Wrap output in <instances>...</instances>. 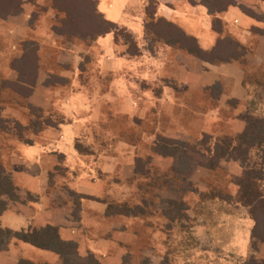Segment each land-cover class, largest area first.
I'll return each mask as SVG.
<instances>
[{"label": "rangeland", "instance_id": "obj_1", "mask_svg": "<svg viewBox=\"0 0 264 264\" xmlns=\"http://www.w3.org/2000/svg\"><path fill=\"white\" fill-rule=\"evenodd\" d=\"M187 1L213 12L219 3L228 2ZM99 4L98 0H22L14 14L0 18V108L9 117L6 129L0 127V154L10 153L14 141H24L19 136L45 141L39 131L48 125L46 121L58 129L60 139L59 124L67 121L64 133L73 140L70 150L76 160L59 148L52 153L54 166L48 167L44 194L51 196V206L67 207L70 229L75 237L80 235L79 253L92 252L100 264L105 256L98 253L99 239L104 237L112 245L108 255L123 252L121 264L263 261L262 240L251 237L242 251V239L235 242L231 233L244 229L242 218L247 215L233 198L238 189L233 178H239L244 167H260L264 142L249 148L244 167L232 158H221V165L213 170L194 167L188 177L192 190L182 197L185 216L173 221L164 212L172 159L154 154L152 144L157 134L199 146L202 134L210 137L209 144L238 143V122L246 125V115L263 120L259 130L264 132V81L250 82L264 79V69L258 71L260 75L256 68H249L253 75L246 71L247 99L219 102L218 83L204 87L210 80L209 66L241 53L240 45L226 37L227 25L214 19L213 27L222 39L198 54L196 39L179 20L159 13L171 1L124 0L115 22L106 19ZM106 5L113 6V0ZM58 6L71 17L76 14L71 20L80 27L77 35L72 34L71 23L58 22L56 16L64 13ZM40 69L50 86L44 91H51L42 108L27 98ZM32 106L41 122L38 131L33 130L37 124L30 125L35 117ZM137 157L145 163V174L134 172ZM179 166L188 171L186 159ZM257 183L264 193V176ZM73 193L87 197L78 200ZM224 194L232 199H224ZM77 200L81 207L75 205ZM136 206L145 214L130 210ZM125 208L126 213L118 212ZM16 247L6 255L10 264L19 259L36 264L59 260L53 252L22 250L28 258L16 257Z\"/></svg>", "mask_w": 264, "mask_h": 264}, {"label": "crops", "instance_id": "obj_2", "mask_svg": "<svg viewBox=\"0 0 264 264\" xmlns=\"http://www.w3.org/2000/svg\"><path fill=\"white\" fill-rule=\"evenodd\" d=\"M108 1L98 0L101 4H99V10L104 13L106 19L114 21L120 8L124 6V0H113V6H107ZM169 1H171V4L168 6L162 5L159 13L167 19L179 20L180 24L189 35L196 39L199 47L203 50L213 48L222 39L220 32L213 27V20L217 19L222 24L227 25L228 33L226 37L240 45V56L236 58L234 54H231L224 60L210 64L207 76V79L210 80L204 84V87L210 88L213 84L218 83L220 92L216 100H220L219 102H225L229 99H236L237 101L247 99L250 96V87L245 84L246 71L253 75L249 68H256L257 72L264 69V0H231L225 7L214 12L209 11L207 7L199 3H189L186 0ZM160 3L163 4L164 2L161 1ZM102 39L97 41L100 42ZM41 71L42 69L34 78L31 91L27 96L29 103L38 108H42L41 106H43L44 101L46 102L48 94L51 92L44 91L45 88H50V86L45 83L48 78ZM258 75H260L259 72ZM254 77H257L255 72ZM253 81L261 82L264 79L257 77L250 80V82ZM19 82L21 81L19 80ZM42 93H44L43 97L41 96ZM222 105L224 104H221V107ZM68 107L65 108V114ZM1 109L3 108H0V117L3 120L6 118L8 121L9 117L7 114L3 116ZM235 110L237 111V109ZM237 114L238 111L235 115ZM59 125L60 139L56 137L55 131L58 129L53 127L54 125H44L39 132L42 133L45 141L41 142L37 139V136L29 138L28 142L16 140L12 144L13 150L10 153L3 152L0 154L2 174L7 175L12 181L15 187L14 193L18 195V199L14 200L10 199L6 193H0V199L6 203V208L0 213V227L12 231H22L53 225L58 228L62 239L74 240L78 243L77 240L80 235L76 238L73 235L76 232L73 228L70 229L68 224L67 212L70 214V211L67 207L63 208L65 205L51 206L49 202L51 196L44 194L45 185L48 183V167L52 168L54 166L52 153L59 148L58 150L67 155L68 158L76 160L73 156V149L70 150L73 140L64 133L68 123L66 121L65 124L61 123ZM238 126V131L241 130V133L245 128V124L238 122ZM219 164L221 165V163ZM30 196L34 198L32 199ZM79 205L81 207V204ZM245 211L247 215L242 218L244 229L238 230V228L231 233V236L234 235L235 242L242 239V243H239L240 250L248 248L254 225V220L250 217L248 210ZM239 225L242 226L241 223ZM99 242L101 244L98 253L105 256L102 259V264H121L123 252L118 250L117 253L108 255V250L110 251L112 247L110 240H106L104 237L100 238ZM6 243V248L0 249V258H3L4 261L0 264H10L5 258L13 246H17L15 256L26 259L28 257L21 253L22 250L23 252L38 251V253L53 252L16 238H10Z\"/></svg>", "mask_w": 264, "mask_h": 264}, {"label": "trees", "instance_id": "obj_3", "mask_svg": "<svg viewBox=\"0 0 264 264\" xmlns=\"http://www.w3.org/2000/svg\"><path fill=\"white\" fill-rule=\"evenodd\" d=\"M22 0H0V18L4 17L6 14H14L16 9L20 8ZM65 1V0H63ZM228 2L218 4V9L225 7ZM211 2V1H210ZM213 3V2H211ZM60 12H64L63 16L57 15L58 22H65L67 24L71 23L72 34L77 35L79 32V26L71 18H77L76 14L72 12V17L70 12L63 10V8L55 7ZM74 9V8H73ZM63 24V23H62ZM196 42V41H195ZM197 50L202 52V49L198 46ZM22 81V80H20ZM25 82V81H22ZM32 112L34 120L32 119L30 125L37 124L38 127L33 128L34 131L40 130V124L38 115L35 114V108L29 107ZM37 119V120H36ZM246 125L243 131L238 135L239 142L228 144L226 141H215L213 144H209L208 140L210 137L207 134H202L199 146L196 143H191L177 138L168 137L165 135L157 134L152 144V152L156 155L162 157H170L172 159L171 164V177L168 180V196L166 199V207L164 209L165 215L169 220L173 221L175 219L185 216V206L182 200L183 192L187 190H192V185L188 182V177L192 169L196 166H203L208 170H213L219 168V160L221 158H232L240 161L244 167L247 161V155L249 148L255 144H262L264 142V132H260L259 128L263 126V120L254 119L252 116H245ZM7 119L4 120L0 117V127L4 125L6 129ZM48 125H52L50 121L45 122ZM17 124V123H16ZM30 126V127H31ZM22 128V127H21ZM21 135V134H20ZM20 139L28 142L22 136ZM208 144V145H207ZM77 144V149H78ZM187 160L188 171H183L181 165L183 160ZM261 165L259 168H243L241 176L235 179V184L237 185V193L235 197L236 202L240 203L243 207L248 210L250 217L254 220V225L251 231V237H257L259 240L264 242V193L257 181H261L264 176V149L261 150ZM134 172L135 174H145L144 161L137 157L134 160ZM181 162V164H180ZM1 166V165H0ZM3 170L0 167V193H6L10 199H18V195L14 192L15 187L12 181L7 175L2 174ZM76 198L87 197L82 194H75ZM226 200H231L232 196L230 194H224ZM79 200V199H78ZM78 200L75 205H78ZM142 203H144L142 201ZM79 206V205H78ZM6 208L5 201L0 199V213ZM132 212L139 213L140 215L145 214L144 209L141 206H136L130 209ZM129 210V211H130ZM110 211H107L109 213ZM119 213H126V208ZM10 238H16L24 242L30 243L38 248L47 249L53 251L59 256V260L55 264H100L99 260L94 254L88 253L82 256L79 253L78 245L74 240H64L60 237L58 228L53 225H46L41 228H31L22 231H12L9 229H2L0 227V249L6 248V241ZM16 264H36L30 260L19 259ZM243 264H264L263 261L255 260L254 258H249L243 262Z\"/></svg>", "mask_w": 264, "mask_h": 264}]
</instances>
